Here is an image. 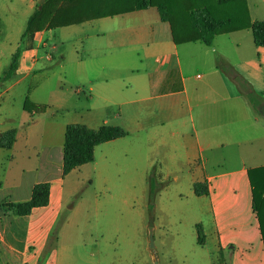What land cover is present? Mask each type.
Segmentation results:
<instances>
[{"label":"rangeland","instance_id":"1","mask_svg":"<svg viewBox=\"0 0 264 264\" xmlns=\"http://www.w3.org/2000/svg\"><path fill=\"white\" fill-rule=\"evenodd\" d=\"M42 1L0 0V77L17 49H22L18 67L23 62L20 38ZM246 1L251 19H264V0ZM132 24L116 16L45 31L42 45L35 42L34 67L28 70L25 61L21 70L0 81V131L18 132L14 149H0V214L7 238L13 235L22 253L20 264H264L259 224L247 199L225 196L237 201L234 209L203 203L185 171L164 169L160 149L149 151L126 138L121 146L96 148L92 163L62 176L61 125H100L87 81L103 75L127 79V67L143 57L142 46L120 33ZM239 36L252 42L249 31ZM115 82L116 88L122 85ZM37 182L50 185L48 205L29 217L7 213L6 204L23 202L27 187ZM15 186L21 189L12 194ZM224 215L237 230L225 233L235 244L220 256L213 219L219 224ZM198 225L203 245L198 244Z\"/></svg>","mask_w":264,"mask_h":264},{"label":"crops","instance_id":"2","mask_svg":"<svg viewBox=\"0 0 264 264\" xmlns=\"http://www.w3.org/2000/svg\"><path fill=\"white\" fill-rule=\"evenodd\" d=\"M117 16L132 20L134 24L123 27L120 33L123 39L142 46L144 53L138 64L127 67V79L120 75H103L87 81L88 99L97 114L99 127L117 126L127 132L126 137L95 149L105 145L121 146L124 139L134 138L139 144L149 146V151L162 150L159 159L166 171H185L192 191L195 183L206 184L207 194L196 196L193 191L198 199H205L203 203L234 209L237 201L225 196L238 194L252 206L247 172L264 167V118L259 113L264 105V48L256 47L253 39L246 43L244 37L239 36L242 31L218 35L209 47L200 42L175 45L169 24L160 20L155 8ZM250 20L252 23L260 21L251 16ZM243 31L251 34L250 30ZM44 32L34 35V44L24 50L18 69L24 67L25 61L30 63L28 70L34 67L35 42L38 47ZM118 80L122 85L116 88L114 84ZM251 95L258 98L257 104L251 103ZM69 124L79 123H64L61 133ZM79 125L93 129L83 123ZM17 138L16 130L10 150L14 149ZM105 152L103 148V157ZM226 176L238 177V180H219ZM218 181L221 183H216ZM39 183L45 182L27 187L24 201ZM20 189L15 186L11 193ZM216 192L219 196L212 198ZM8 204L13 203L6 204L7 213H13L7 208ZM5 221V216L0 214L1 263L20 264L22 253L15 246L14 236L7 238ZM218 223L213 219L216 250L222 256L225 249L235 244L225 233L237 228L230 216L224 215Z\"/></svg>","mask_w":264,"mask_h":264},{"label":"trees","instance_id":"3","mask_svg":"<svg viewBox=\"0 0 264 264\" xmlns=\"http://www.w3.org/2000/svg\"><path fill=\"white\" fill-rule=\"evenodd\" d=\"M148 8H155L160 20L169 24L175 45L200 42L209 47L218 35L250 30L255 46L264 48V19L251 22L246 0H43L28 18L20 43L26 50L31 47L26 46V43L33 42L36 33ZM21 50L17 49L13 54L0 81L8 80L16 70ZM249 99L252 104L258 103L255 96L251 95ZM24 110L27 111L25 105ZM126 136L127 132L117 126L103 125L93 130L79 124L67 125L62 149V176L92 163L95 147ZM15 137V129L2 132L0 149L10 150ZM247 178L251 188L252 209L264 244V167L248 170ZM193 191L196 196L208 192L206 184L199 183L193 185ZM49 193V183L36 184L27 201L8 204L7 208L16 216H28L34 209L48 205ZM197 240L202 245L203 234L199 225Z\"/></svg>","mask_w":264,"mask_h":264},{"label":"water","instance_id":"4","mask_svg":"<svg viewBox=\"0 0 264 264\" xmlns=\"http://www.w3.org/2000/svg\"><path fill=\"white\" fill-rule=\"evenodd\" d=\"M259 113H260L261 116L264 118V105L261 106V108L259 109ZM150 240H151V236H150Z\"/></svg>","mask_w":264,"mask_h":264}]
</instances>
